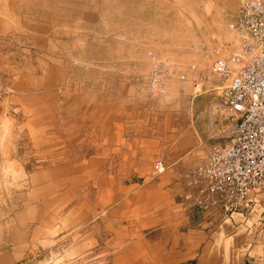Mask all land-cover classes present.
<instances>
[{"label": "rangeland", "instance_id": "obj_1", "mask_svg": "<svg viewBox=\"0 0 264 264\" xmlns=\"http://www.w3.org/2000/svg\"><path fill=\"white\" fill-rule=\"evenodd\" d=\"M199 1L201 21L179 0H0V264H239V219L202 228L185 174L167 187L142 143L144 114L189 130L214 96L194 99L192 73L148 92L152 60L205 70L237 41V1Z\"/></svg>", "mask_w": 264, "mask_h": 264}, {"label": "built area", "instance_id": "obj_2", "mask_svg": "<svg viewBox=\"0 0 264 264\" xmlns=\"http://www.w3.org/2000/svg\"><path fill=\"white\" fill-rule=\"evenodd\" d=\"M236 1L231 31L237 45L231 51L227 49L205 70L197 65L169 66L154 58L146 88L153 93L171 78L184 83L192 73L194 99L213 94L222 100L219 113L226 136L201 162L187 167L185 177L192 189L188 198L215 221L216 229L237 225L238 218L250 232L251 217L259 224L264 219V0ZM154 169L161 173L163 163L158 161Z\"/></svg>", "mask_w": 264, "mask_h": 264}, {"label": "crops", "instance_id": "obj_3", "mask_svg": "<svg viewBox=\"0 0 264 264\" xmlns=\"http://www.w3.org/2000/svg\"><path fill=\"white\" fill-rule=\"evenodd\" d=\"M201 97V96H200ZM198 98V97H197ZM212 98L215 100L213 101ZM204 99V100H203ZM200 101V102H199ZM197 100V103L195 104V114L197 119V123L194 126H191V128L184 127L183 122H176L175 127L173 129L167 130V106L165 108L166 112L163 110V112L159 111L148 113V115L144 114L143 116L147 117V123H149V127L146 129V136L147 138L142 139V143L148 146V149H154V160L161 161L163 165L165 166V170L163 169V172H165V176L168 179V185H172L173 181L175 179H183V182L186 181L183 177L186 173V169L189 165H191L194 161V159H197L198 162H201L203 158L206 156V153L208 152V141L209 139H213L215 137H225L226 131L223 130L224 125V118L220 115V113L217 111L218 108H221L222 100L220 98L216 97H204L201 100ZM214 102V103H212ZM138 105L139 102H136ZM135 105V104H134ZM133 108V105H132ZM132 118L139 116L141 113L138 108L132 109ZM145 117V118H146ZM194 124V122H193ZM169 133V134H168ZM178 135L179 144L171 148L169 144L167 143L172 136ZM192 135H195L196 140L192 137ZM188 141L192 143L194 149L197 150L199 153L197 156L192 155L187 160H184L188 155L193 153L191 151H188ZM196 143H199V145H196ZM152 151V150H148ZM201 157V158H197ZM155 161V162H156ZM179 168H176L177 163H180ZM179 172V174H178ZM158 173V174H161ZM40 175L36 174L37 179H39ZM45 178H49L50 175H42ZM173 177V178H172ZM183 177V178H182ZM172 179V180H171ZM171 181V182H170ZM167 191L172 192L171 189H167ZM184 190L182 191L181 196L184 195ZM189 196L185 194L184 200L190 201ZM202 217V223L201 227H209L211 224L215 225V221H213L207 214L201 213ZM207 217L210 220L209 223H206ZM247 225H250L252 228L250 232L245 228V232H247V236H251L252 238L249 239L248 244H244L243 246L246 247L244 250V253L240 256V262L239 264H264V219L263 223L259 224L257 222V218L251 217V220ZM234 228V227H233ZM228 246H224L225 252H228Z\"/></svg>", "mask_w": 264, "mask_h": 264}, {"label": "bare ground", "instance_id": "obj_4", "mask_svg": "<svg viewBox=\"0 0 264 264\" xmlns=\"http://www.w3.org/2000/svg\"><path fill=\"white\" fill-rule=\"evenodd\" d=\"M184 1V2H183ZM196 1L197 0H179V2L181 3H178V4H180V5H183V6H185V8H187L192 14H193V16H194V18L197 20V21H201L202 20V17H201V15H199V12L197 11V10H195V9H197V7H199V6H197L196 4ZM201 1V0H200ZM199 1V2H200ZM206 3H207V1H206ZM209 3H211V2H208V4ZM204 4V3H203ZM214 4V3H213ZM215 5V4H214ZM215 8L214 7H212V6H209V7H207V6H205L202 10L204 11V12H202V10H201V12H202V15H206V16H209V17H212L213 18V21L215 22V26L217 27V29H218V31H219V37H218V40L219 41H221V42H223V39H224V28H223V23H222V21H221V18H220V12L217 10V8H216V11L214 10ZM192 16V17H193ZM190 24V23H189ZM234 45H237V42H234L233 43ZM218 48H220V47H218ZM218 53V52H217ZM222 53H225V51H222ZM218 55V54H217ZM220 55H222V54H220ZM211 63V62H210Z\"/></svg>", "mask_w": 264, "mask_h": 264}]
</instances>
